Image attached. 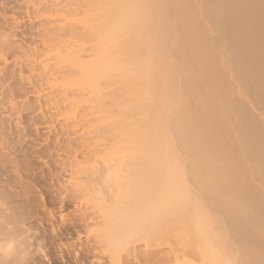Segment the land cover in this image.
Segmentation results:
<instances>
[{"label":"bare ground","instance_id":"1","mask_svg":"<svg viewBox=\"0 0 264 264\" xmlns=\"http://www.w3.org/2000/svg\"><path fill=\"white\" fill-rule=\"evenodd\" d=\"M0 264H264V0H0Z\"/></svg>","mask_w":264,"mask_h":264}]
</instances>
